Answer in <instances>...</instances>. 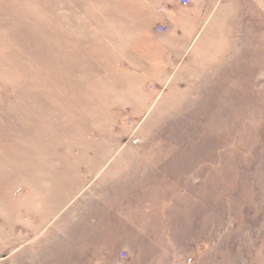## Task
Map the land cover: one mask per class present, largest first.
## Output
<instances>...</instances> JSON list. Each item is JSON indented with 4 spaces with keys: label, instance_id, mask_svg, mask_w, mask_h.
Segmentation results:
<instances>
[{
    "label": "rangeland",
    "instance_id": "rangeland-1",
    "mask_svg": "<svg viewBox=\"0 0 264 264\" xmlns=\"http://www.w3.org/2000/svg\"><path fill=\"white\" fill-rule=\"evenodd\" d=\"M171 1L0 0V264H264V0Z\"/></svg>",
    "mask_w": 264,
    "mask_h": 264
},
{
    "label": "crops",
    "instance_id": "crops-1",
    "mask_svg": "<svg viewBox=\"0 0 264 264\" xmlns=\"http://www.w3.org/2000/svg\"><path fill=\"white\" fill-rule=\"evenodd\" d=\"M155 0H152V3L154 2ZM159 1H161V0H158V2ZM165 1V0H164ZM259 1H261V0H259ZM157 2V1H156ZM155 2V3H156ZM257 2H258V0H257ZM181 3V2H180ZM179 3L177 2V0H173V1H171L170 2V6L169 7H166L165 9H163L162 11H163V13H176V6L178 5ZM260 6V5H259ZM259 6H258V9H259ZM173 9H175V10H173ZM153 11H154V8H153ZM248 12V11H247ZM160 18H162V17H160ZM163 19V18H162ZM165 19V18H164Z\"/></svg>",
    "mask_w": 264,
    "mask_h": 264
},
{
    "label": "built area",
    "instance_id": "built-area-1",
    "mask_svg": "<svg viewBox=\"0 0 264 264\" xmlns=\"http://www.w3.org/2000/svg\"><path fill=\"white\" fill-rule=\"evenodd\" d=\"M188 3H189V0H181L182 5H187ZM167 29H168V26L166 25L158 27V31H167ZM130 143H133V144L136 143V139L130 140Z\"/></svg>",
    "mask_w": 264,
    "mask_h": 264
}]
</instances>
